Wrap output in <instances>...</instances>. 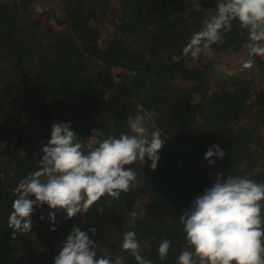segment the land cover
I'll list each match as a JSON object with an SVG mask.
<instances>
[{
  "label": "trees",
  "instance_id": "16d2710c",
  "mask_svg": "<svg viewBox=\"0 0 264 264\" xmlns=\"http://www.w3.org/2000/svg\"><path fill=\"white\" fill-rule=\"evenodd\" d=\"M215 13L216 0H0V264H54L74 227L98 256L136 264L120 247L133 231L152 264H176L187 250L179 217L216 174L264 182V57L242 68L247 30L234 21L214 55L195 63L182 52ZM153 111L148 127L164 140L155 170L147 159L129 165L137 179L128 193L72 218L35 207L31 231L12 235L13 190L39 170L54 122L70 123L87 145L93 129L118 138L128 117ZM213 145L225 156L209 165Z\"/></svg>",
  "mask_w": 264,
  "mask_h": 264
},
{
  "label": "clouds",
  "instance_id": "9594fccd",
  "mask_svg": "<svg viewBox=\"0 0 264 264\" xmlns=\"http://www.w3.org/2000/svg\"><path fill=\"white\" fill-rule=\"evenodd\" d=\"M236 21L248 32L246 45L248 56L241 62L244 70L256 68L255 58L264 57V0H216V13L193 32L183 55L195 63L201 55H214L212 46L223 42L222 33L232 30ZM107 98V97H106ZM155 112L128 117V133L103 137L102 131L93 129L88 143L71 130L70 123L54 122L39 170L29 173L13 190L16 198L12 203L8 226L17 232H30L33 209L48 205L53 210H63L68 218L87 213L101 198L119 199L128 193L137 179V173L128 167L140 161L151 162L155 170L164 140L160 131H151L147 122ZM225 152L213 145L205 160L213 165V157L223 159ZM35 197L30 199L29 197ZM264 182L249 178L216 174L212 186L195 198L189 209L179 217L186 233V249L181 251L176 264H264ZM132 223L137 213H129ZM43 219V217H41ZM52 223L55 212L49 213ZM56 229L53 228L52 231ZM95 234V228L90 229ZM120 245L130 252L136 264H152L140 253L136 233L123 234ZM171 242L161 241L159 259L164 261ZM98 243L88 233L74 227L62 246L54 264H124V257L114 259L97 254Z\"/></svg>",
  "mask_w": 264,
  "mask_h": 264
},
{
  "label": "rangeland",
  "instance_id": "374dc122",
  "mask_svg": "<svg viewBox=\"0 0 264 264\" xmlns=\"http://www.w3.org/2000/svg\"><path fill=\"white\" fill-rule=\"evenodd\" d=\"M43 5H44V6H49V3H48L47 1H45V2L43 3ZM222 60H224V61H226V62H229V61H230V55H229V52H227V53L225 54V56L222 57ZM226 68L229 69L230 66L228 65ZM229 71H230V70H229ZM114 73H117L116 70L114 71Z\"/></svg>",
  "mask_w": 264,
  "mask_h": 264
}]
</instances>
